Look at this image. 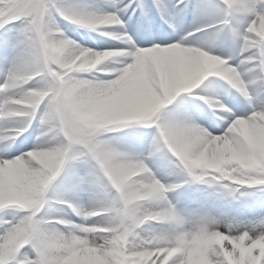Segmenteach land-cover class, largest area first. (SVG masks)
Masks as SVG:
<instances>
[{"label":"snow or ice","instance_id":"snow-or-ice-1","mask_svg":"<svg viewBox=\"0 0 264 264\" xmlns=\"http://www.w3.org/2000/svg\"><path fill=\"white\" fill-rule=\"evenodd\" d=\"M262 26L264 0H0V264H264V104L216 92L253 104Z\"/></svg>","mask_w":264,"mask_h":264},{"label":"bare ground","instance_id":"bare-ground-1","mask_svg":"<svg viewBox=\"0 0 264 264\" xmlns=\"http://www.w3.org/2000/svg\"><path fill=\"white\" fill-rule=\"evenodd\" d=\"M61 26L62 27H65V30L66 31H72L70 30L71 29V26L70 25H66L65 22L61 21ZM167 27V26H165ZM76 38V36H73ZM101 40L99 39L97 42L99 43ZM111 44H115V42H110ZM217 52H220L221 49L220 48H217L216 49ZM225 85L221 82L220 85L217 86V89H216V92L219 93V94H223V90L225 89ZM205 91H208L207 89ZM251 95H254L253 96V104L251 105L252 106H255V105H259V104H264V98L261 96L260 94V86L257 85V86H254L252 91H251ZM113 137H114V140L113 142L120 145L121 147H129L130 145L128 144V142L123 138V133H113L111 134ZM140 149H137V151H139ZM171 168L174 169V172L178 173V169L176 170L175 169V166L172 165ZM154 170L157 171V174L160 175L162 178L164 179H175V176L173 175H168L166 174L163 169H158V168H155L154 166ZM186 186H189L190 188H203V186L201 185H186Z\"/></svg>","mask_w":264,"mask_h":264},{"label":"clouds","instance_id":"clouds-1","mask_svg":"<svg viewBox=\"0 0 264 264\" xmlns=\"http://www.w3.org/2000/svg\"><path fill=\"white\" fill-rule=\"evenodd\" d=\"M262 28H264V26H262ZM108 58V54H102L100 56H97L95 58H90L88 61V64L90 67H98L100 63H103L104 60H106ZM223 227L222 225H212L211 226V230L212 231H217L219 228ZM264 234V229H259V230H252V235L254 236V238L256 236L262 235ZM225 240H227L226 237H223V235L221 234L220 237V242L224 243ZM227 243L231 244L232 241L231 240H227Z\"/></svg>","mask_w":264,"mask_h":264},{"label":"rangeland","instance_id":"rangeland-1","mask_svg":"<svg viewBox=\"0 0 264 264\" xmlns=\"http://www.w3.org/2000/svg\"><path fill=\"white\" fill-rule=\"evenodd\" d=\"M108 27H111V26H108ZM187 28V27H186ZM101 38L103 37V36H100ZM263 90V89H262ZM227 96L229 97L230 96V94L229 93H227ZM242 97V96H241ZM243 99H245V98H243Z\"/></svg>","mask_w":264,"mask_h":264}]
</instances>
